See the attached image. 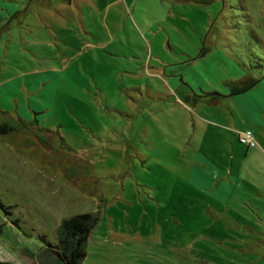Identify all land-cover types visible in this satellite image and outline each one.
<instances>
[{
  "label": "rangeland",
  "instance_id": "rangeland-1",
  "mask_svg": "<svg viewBox=\"0 0 264 264\" xmlns=\"http://www.w3.org/2000/svg\"><path fill=\"white\" fill-rule=\"evenodd\" d=\"M0 125L1 261L264 264V0H0Z\"/></svg>",
  "mask_w": 264,
  "mask_h": 264
},
{
  "label": "trees",
  "instance_id": "trees-1",
  "mask_svg": "<svg viewBox=\"0 0 264 264\" xmlns=\"http://www.w3.org/2000/svg\"><path fill=\"white\" fill-rule=\"evenodd\" d=\"M257 81V79H252L247 85L237 87L233 94L250 89ZM2 127L3 125H0V130ZM98 220V213L78 214L63 219L58 228V243L56 245H50L49 248L52 252L51 264H80L86 256L85 246L87 240ZM0 264L12 263L0 260Z\"/></svg>",
  "mask_w": 264,
  "mask_h": 264
},
{
  "label": "built area",
  "instance_id": "built-area-1",
  "mask_svg": "<svg viewBox=\"0 0 264 264\" xmlns=\"http://www.w3.org/2000/svg\"><path fill=\"white\" fill-rule=\"evenodd\" d=\"M254 135L251 131H247V132H244L242 134H240V140L241 142L243 143H246L250 146H255L256 145V142L254 140Z\"/></svg>",
  "mask_w": 264,
  "mask_h": 264
},
{
  "label": "crops",
  "instance_id": "crops-1",
  "mask_svg": "<svg viewBox=\"0 0 264 264\" xmlns=\"http://www.w3.org/2000/svg\"><path fill=\"white\" fill-rule=\"evenodd\" d=\"M220 187H221V185L218 186V188H220Z\"/></svg>",
  "mask_w": 264,
  "mask_h": 264
}]
</instances>
